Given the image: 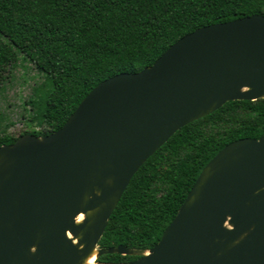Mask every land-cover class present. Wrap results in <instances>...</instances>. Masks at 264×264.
<instances>
[{"label": "water", "instance_id": "95a60500", "mask_svg": "<svg viewBox=\"0 0 264 264\" xmlns=\"http://www.w3.org/2000/svg\"><path fill=\"white\" fill-rule=\"evenodd\" d=\"M261 97L260 14L197 27L150 65L101 80L58 129L0 145V264L131 254L96 244L132 174L182 125ZM121 264H264V135L222 146L157 242Z\"/></svg>", "mask_w": 264, "mask_h": 264}, {"label": "trees", "instance_id": "16d2710c", "mask_svg": "<svg viewBox=\"0 0 264 264\" xmlns=\"http://www.w3.org/2000/svg\"><path fill=\"white\" fill-rule=\"evenodd\" d=\"M250 14L264 0H0V87L19 61L41 79L24 100L37 129H58L101 80L150 65L197 27ZM37 96V98L35 97ZM264 135V97L230 100L174 131L132 174L109 215L97 249L118 244L131 254L103 252L98 263L130 262L157 242L204 164L226 143Z\"/></svg>", "mask_w": 264, "mask_h": 264}, {"label": "rangeland", "instance_id": "374dc122", "mask_svg": "<svg viewBox=\"0 0 264 264\" xmlns=\"http://www.w3.org/2000/svg\"><path fill=\"white\" fill-rule=\"evenodd\" d=\"M4 75L0 87V130L17 136L23 130L37 129L35 123L27 120L28 105L24 100L30 94L32 85L40 81V75L26 61H19Z\"/></svg>", "mask_w": 264, "mask_h": 264}, {"label": "bare ground", "instance_id": "6f19581e", "mask_svg": "<svg viewBox=\"0 0 264 264\" xmlns=\"http://www.w3.org/2000/svg\"><path fill=\"white\" fill-rule=\"evenodd\" d=\"M82 218V214H78L75 217L76 221H80ZM96 255H95V251H92L91 253H89L80 264H99L98 262H96L95 260Z\"/></svg>", "mask_w": 264, "mask_h": 264}]
</instances>
